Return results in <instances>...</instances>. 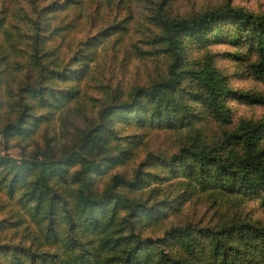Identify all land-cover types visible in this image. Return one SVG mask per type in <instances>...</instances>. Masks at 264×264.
Listing matches in <instances>:
<instances>
[{
  "label": "trees",
  "instance_id": "16d2710c",
  "mask_svg": "<svg viewBox=\"0 0 264 264\" xmlns=\"http://www.w3.org/2000/svg\"><path fill=\"white\" fill-rule=\"evenodd\" d=\"M139 2L150 4L145 24L132 21ZM167 2L0 0V264H264V225L184 211L203 192H255L264 205V119L234 124L225 102L264 105V96L229 88L211 54L184 60L186 40L206 42L225 22L264 85V14L228 1L169 14ZM132 24L144 36L132 38ZM117 51L163 56L162 72L123 90L95 84L100 97L84 92L97 73L111 81ZM85 98L98 104L93 116L50 126L71 107L81 115ZM185 100L219 124L215 136L195 130ZM130 128L176 135L175 147L142 151ZM9 141L18 157L3 152Z\"/></svg>",
  "mask_w": 264,
  "mask_h": 264
},
{
  "label": "rangeland",
  "instance_id": "374dc122",
  "mask_svg": "<svg viewBox=\"0 0 264 264\" xmlns=\"http://www.w3.org/2000/svg\"><path fill=\"white\" fill-rule=\"evenodd\" d=\"M156 1V0H155ZM158 1V0H157ZM226 1L233 7L241 9L245 12L252 14H264V0H168L165 6V12L169 14H188L201 12L207 9H213L221 7ZM150 5V4H145ZM138 3V6L133 9V22L142 24L143 12H145L147 6ZM139 12H142L139 14ZM132 30L129 31V35L132 38L144 36L145 29L141 26L131 25ZM232 31V26L227 23L216 24L213 26L212 31L207 35L208 41L198 42L194 40L185 41V55L184 60L186 64L196 62L200 57L205 54L212 55L214 58V65L222 76L229 88L234 91L260 94L264 96V85L259 80L254 78L249 70L248 64L255 59L254 54L246 47L243 41L234 42L235 37L229 34ZM217 35V39L212 37ZM79 37V34H78ZM68 38L70 40L76 39L73 34L69 33ZM98 54V60H101L105 56L102 47L99 45L96 47ZM163 56L158 57H135L130 54H124L117 51V60L110 69L111 81L102 79L104 71L96 74V79L90 81L84 92L90 96L100 97L101 94L94 87L95 84L105 83L108 89H127L132 84L143 83L149 80H154L162 72L163 68ZM188 80H183L181 85L187 86ZM230 111V117L232 123L238 121H255L264 119V105L250 104L244 101L242 98L232 96L225 101ZM91 102L85 98L84 103L79 106L83 111L81 115H75L76 107L69 108L65 113L61 114L60 119L52 121L50 126L57 128L67 127L68 124H73V119L83 122L85 116H93L98 104ZM188 105L189 113L194 114L193 124L195 130H198L201 137L211 138L219 131V124L213 121L206 110L198 106L196 103L185 100ZM53 129V128H52ZM54 130V129H53ZM130 131L141 133L140 140L145 143L142 151L149 149L155 150L156 154L163 157L169 155L174 147L176 135L169 134L158 130H149V128L134 129L130 128ZM52 130H50V134ZM192 134V133H191ZM190 134V135H191ZM11 141L8 142L6 150L7 153L13 157L19 156V150L16 147L11 146ZM29 147V146H28ZM141 151V152H142ZM201 194H208V196H202ZM196 200L192 197L190 207L184 211L189 213H196L193 216L195 221L202 223H210V219H216L215 216L228 215L234 216L237 221L249 222L254 225H264V205L261 204V199L258 194L252 192L244 196H224L217 192H203ZM182 208V207H181ZM217 210V213L214 212ZM247 258L254 259L253 256L248 255Z\"/></svg>",
  "mask_w": 264,
  "mask_h": 264
}]
</instances>
